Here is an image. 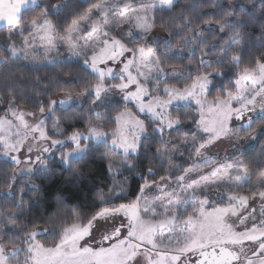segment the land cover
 <instances>
[{"label":"snow or ice","instance_id":"snow-or-ice-1","mask_svg":"<svg viewBox=\"0 0 264 264\" xmlns=\"http://www.w3.org/2000/svg\"><path fill=\"white\" fill-rule=\"evenodd\" d=\"M178 2L80 0L82 11L61 29L52 18L64 4L0 0V24L9 42L0 51V65L23 61L32 73L49 65H76V76L64 83L82 81L79 89L57 87L60 99L52 98L47 86L23 96L6 85L0 164L10 166V175L0 193V264H264V153L254 166L244 160L218 163L207 154L222 140L239 149L245 140L264 136L256 128L264 121V0H258L259 19L257 0H251V8L244 0H197L191 11L177 13ZM203 8L213 11L197 22V10ZM250 27H259L260 34L252 37ZM157 28L167 36L154 35ZM117 29L119 36L113 34ZM185 49L188 64L174 67L172 61L185 59ZM168 68H173L171 78L191 82L182 89L164 83L162 96ZM218 77L219 94L209 100ZM35 79L39 84L41 78ZM116 94L145 118L126 104L112 115ZM81 99L88 104L86 114ZM28 101L35 110L20 107ZM193 103L195 130L185 131L180 144L169 148L172 141L165 134L182 123L170 109ZM66 121H83L84 130L66 133L61 127ZM157 137L160 146L153 152L149 141ZM181 145L191 146L186 158ZM145 159L147 166L140 169ZM95 160L103 162L108 182L95 191L92 211L82 212L80 205L58 196L47 217L18 222L39 204L25 201L24 187L14 190L18 175L41 178L62 167L78 180ZM209 165L214 167L207 174L192 178ZM245 186L249 191L242 194ZM26 187L39 195L34 180ZM257 200L258 214L250 206Z\"/></svg>","mask_w":264,"mask_h":264},{"label":"trees","instance_id":"trees-1","mask_svg":"<svg viewBox=\"0 0 264 264\" xmlns=\"http://www.w3.org/2000/svg\"><path fill=\"white\" fill-rule=\"evenodd\" d=\"M64 0H43V3H46L48 5H56L62 3ZM197 2V0H179L176 12L179 13L181 9L183 8L185 12L191 11L192 6ZM211 0H200V3L202 4H208ZM244 2L247 3V6L249 8L252 7L251 0H244ZM66 8H64L60 15L55 16L52 18V21L54 24L57 25L58 28H61L70 23L73 16L77 15L82 11L80 0H68L66 2ZM212 9L203 8L198 9L197 12L199 15L195 16L196 21L198 22L201 17L209 18L208 16H204L205 13H212ZM259 6H258V0H257V7H256V14L257 19H259ZM29 17L32 15H36V13H29ZM26 24H30V20L26 17L25 20ZM201 27H205L204 25H201ZM215 27V26H213ZM157 30H161L157 28ZM164 32L163 30H161ZM167 36V33L164 32ZM7 34V28H0V51H2L4 48H7L9 45V42L5 39ZM61 35H63V31L60 32ZM249 34L252 37H256L260 34L259 27H250L249 28ZM27 35V33H25ZM17 43L20 42L21 38L19 36L13 37ZM210 38V37H209ZM180 38L179 36L175 37L173 43H176ZM138 44H142L140 41H137ZM185 53V59L183 61H172L173 66H177L180 64L187 65L188 64V57L186 55L187 50H183ZM256 52V50H253ZM256 54H259L256 52ZM199 57V53L196 54V57L191 58L193 65L196 64V60ZM251 58H247L245 63L248 62V60ZM173 68H168L167 71H172ZM181 71H185L184 69H180ZM79 71L78 66L72 65L70 68L65 67L62 68L60 64H56L54 66L49 65L47 68H45L43 71L38 73H32L29 72L28 69L24 66L23 61H9L8 65H0V95H3L4 102L0 103V111H4V109L7 107V99H8V92L6 85H10L13 89L18 90L23 96H34L35 92L40 91L41 89L45 88L47 86V89L49 90V94L54 98L58 93H56L55 89L57 87H66V88H73V89H79V86L81 84V80L77 79L75 84H66L65 81L72 80L76 73ZM71 73V75H69ZM186 75V71H185ZM228 77H232V72H228ZM36 76H39L41 78L40 83H36ZM80 76L93 82L92 77L87 75V73L81 72ZM222 78H216L214 81L215 87L211 91V93L208 96V99L211 100L215 95L219 94V86L221 83ZM190 80L187 79H177L175 81L167 82V84L175 86L177 88H183L185 83H190ZM223 83L229 87H231V84L229 83V80L227 78L223 79ZM15 94V93H13ZM18 100L21 99L20 96L17 97ZM41 99H46L47 97L41 95ZM120 105V104H119ZM119 105L114 104L113 108L111 109L112 115H114L117 112V109H119ZM20 107L25 108L27 110H35L34 105L31 101H28L27 103H21ZM88 109V104L85 103L83 105V111L86 114ZM75 111L77 114L80 113V108H76ZM171 113L173 116L179 115L181 117V125L179 130L176 131V133H173L177 135L178 143L180 144V141L184 138L183 133L185 131L189 130H195L194 125L192 124L191 118L193 116H196V111L193 107H183L182 109L172 108ZM59 114V113H58ZM187 116V119L185 117ZM71 125V126H69ZM62 129L66 133H70L73 130H84V122L83 121H66L62 123ZM257 132L259 133L261 130H264V121H257ZM250 142H253L252 147L246 148L243 150V152L236 157V160H244L245 162H250V166H254L255 160L262 157V153H264V136L257 135V138L255 140H252ZM151 143L152 151L154 152L155 148L160 146L159 138L157 137L154 141H149ZM181 150L185 152V158L188 155V151L190 150V145L183 146L181 145ZM237 156V155H236ZM183 161L177 160V163H182ZM147 166V160H142L140 162V169H143ZM158 166V162L156 165ZM85 172L84 177L81 179H75L73 178L70 173L66 170H63L62 167H56L55 173L50 174L47 176H43L41 178L36 177H28V178H21L17 181L15 184V189L18 190L21 187H24L25 194L24 199L28 204H31L32 200H39V204L36 208L32 210V214L29 215L25 213L21 217H19L18 222L23 224H28L31 220L36 219L38 216L43 215L47 217L48 213L53 212V210L56 209V200L58 196H63L67 202L70 205H80L82 212H88L92 211V200L93 196L95 194V191L103 187L105 183H107V179L104 175V168H103V162L100 160L92 161L87 167L83 169ZM159 174H163V171H161ZM10 175V166L0 164V193L6 190V185L4 183V180L6 176ZM125 175H129L128 173H125ZM123 177H121L122 179ZM35 181L36 184L40 186V192L39 195H37L34 191L30 190L26 187V185L30 184ZM132 187H135V183H133ZM247 191H249L248 187L245 186ZM31 198V199H30ZM41 224H43V221H40ZM51 237H49V243H51Z\"/></svg>","mask_w":264,"mask_h":264},{"label":"rangeland","instance_id":"rangeland-1","mask_svg":"<svg viewBox=\"0 0 264 264\" xmlns=\"http://www.w3.org/2000/svg\"><path fill=\"white\" fill-rule=\"evenodd\" d=\"M67 1L68 0H64L60 4L66 5L67 4L66 3ZM113 34L119 36L121 33H120V30L117 29ZM154 35H159V36L166 37L165 33L162 32L161 30H156V32L154 33ZM152 46L155 47V45H152ZM60 51H61V53L67 55V51H66V49L64 47H60ZM117 71H119V67H117ZM172 71L168 72L169 78L164 79L163 82L160 84V94L162 96H163V86H164V83L177 80V79L171 78ZM150 87H154V86L150 85ZM121 95L122 94H116L115 97H114V100H115V103L114 104H116V105H119L120 104L119 105V109H117V111L123 110V108L125 107V104H126V106L129 109H131L134 114L139 115L141 119H144L145 118V114L139 113L138 110H137V108L134 106V103L133 102H123L121 100ZM60 98H62V97L59 94L54 97V99H60ZM80 103H82V106L85 104L82 99H81ZM192 107L194 109H196V106H195L194 103L192 104ZM172 108H176L175 105H173ZM28 111H31V110H28ZM3 112H4L3 110L0 111V115H3ZM26 119H28L31 122V118L30 117H26ZM145 122L147 123L148 121L146 120ZM109 126H111V125H109ZM48 127H49V134L51 135L52 134L51 133V124H49ZM176 131L177 130H173V131H170V132H168V133L165 134V139L166 140H169L170 139L172 141V143L168 145L169 148H171V147H173L175 145H179L178 140H177V135L173 134V133H176ZM149 134L151 135V129L149 130ZM250 141H252V140H245L244 143L242 144V146L238 149L236 147H233L232 146V143L230 141H228V140H222V141L217 142L214 146H212L208 150L207 154L210 155V156H216V157H218V161H217L218 163L224 162L225 160L234 161V160H236L235 158L238 157L243 152L244 149H246V148L248 149V148L252 147L253 142H250ZM0 159H2V158H0ZM212 167H214V165H209L208 167L201 169L199 172L193 173L192 174V178L193 179H199L201 172L204 173V174H207ZM24 177L25 178H28L29 176H26V175H18L17 176V181L19 179H21V178H24ZM245 191H247V189L244 187L242 189V194H246ZM250 206L253 207V208H256L257 214L259 213V211H260V202L258 200L257 201H251L250 202ZM21 258H22V256H21Z\"/></svg>","mask_w":264,"mask_h":264},{"label":"crops","instance_id":"crops-1","mask_svg":"<svg viewBox=\"0 0 264 264\" xmlns=\"http://www.w3.org/2000/svg\"><path fill=\"white\" fill-rule=\"evenodd\" d=\"M0 28H6L3 24H0Z\"/></svg>","mask_w":264,"mask_h":264}]
</instances>
